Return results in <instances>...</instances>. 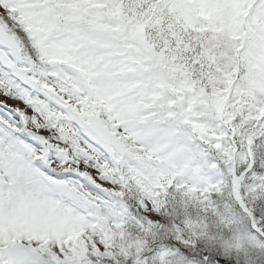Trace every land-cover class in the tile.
<instances>
[{"label":"snow or ice","instance_id":"obj_1","mask_svg":"<svg viewBox=\"0 0 264 264\" xmlns=\"http://www.w3.org/2000/svg\"><path fill=\"white\" fill-rule=\"evenodd\" d=\"M0 264H264V0H0Z\"/></svg>","mask_w":264,"mask_h":264}]
</instances>
